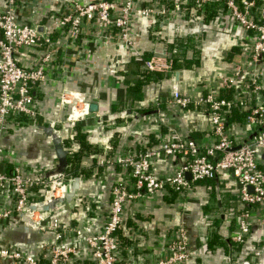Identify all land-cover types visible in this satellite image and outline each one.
<instances>
[{"label":"crops","instance_id":"1","mask_svg":"<svg viewBox=\"0 0 264 264\" xmlns=\"http://www.w3.org/2000/svg\"><path fill=\"white\" fill-rule=\"evenodd\" d=\"M20 1L19 18L29 25L46 29L55 28V16L61 15L69 2ZM76 1L87 4L92 0ZM145 1L150 5L157 0ZM4 3L5 0H0V8ZM259 4H264V0ZM157 5H160L158 1ZM190 16L179 15L174 21L164 18L158 24L157 31L165 43L152 34L154 19L134 16L131 38L140 57L122 45L93 38L94 34L104 31L99 23L87 27L83 50L70 49L67 58L61 52L57 55L60 64L66 62L70 68L74 65L79 68L83 75L80 77L82 91L97 110L75 127H66L67 133L61 129L60 123L66 120L69 108L61 106L58 95L65 86L73 89L75 85L69 76H65L66 72L56 68L49 76V82L36 91L43 116L17 125L4 137L6 161L3 168L7 173H13L14 168L19 167L21 174L26 176L55 171L56 146L43 128L54 123L53 126L67 137V147L74 149L69 157L70 170L74 176L81 177L80 190L71 203L45 219L47 222L59 221L62 226L60 238L55 232L26 225L15 211V199L9 192H0V250L17 251L23 257L33 256L40 264H47L55 244L74 246L77 253L70 264H94L84 235L102 231L114 198V187L123 178L115 161L141 138L153 145L178 133L197 143L210 141L212 125L206 109L202 106L182 109L172 103V98L178 93L197 102L209 93L222 95L224 90L220 82L231 76L241 61H249L254 37L222 8L212 16L206 10L197 13L194 8L190 10ZM180 30L192 34L195 44V51L188 53L189 66L186 63L162 74L160 81L142 85L139 78L144 71V60L168 54L166 43L173 42ZM21 56V62L27 64L36 53L27 52ZM259 79L263 85L260 101L264 102L263 69ZM231 123L230 131L235 140L252 138L251 128L245 125L247 115H241ZM78 131L86 137L84 141L89 149L96 153H87L77 137ZM76 155L82 158L75 159ZM259 161L264 170V152ZM184 162L181 155L161 157L154 161V174L161 178L175 173ZM40 187L35 188L34 197ZM247 210L241 201L237 181L225 173L211 186L194 184L183 196L167 190L156 202L151 199L128 202L122 213L128 227L119 236L122 248L119 264H160L168 257L169 245L181 229L186 232V251L190 255L185 264H264V226L255 208L250 210L254 222L252 231L242 241H234L240 231V216ZM6 211H12V214L5 216ZM72 229L82 230L84 234L77 235ZM0 264L28 263L23 258L12 261L0 257Z\"/></svg>","mask_w":264,"mask_h":264},{"label":"built area","instance_id":"2","mask_svg":"<svg viewBox=\"0 0 264 264\" xmlns=\"http://www.w3.org/2000/svg\"><path fill=\"white\" fill-rule=\"evenodd\" d=\"M67 1L65 11L55 16V28L48 29L29 25L19 18L20 0H5L0 8V192H9L15 199V211L25 224L55 232L58 238L62 235V226L57 219L47 222L22 213L26 201L35 196V188L46 183L25 178L19 167H15L13 173H7L3 168L6 161L4 137L24 123L18 120L19 116L29 121L43 116L36 91L49 82V76L56 68L66 72L65 76H69L75 85L73 89L65 86L58 95L61 106L69 108L66 120L60 123L61 128L75 127L91 114L87 95L81 88L80 77L83 75L79 68L75 65L70 68L66 62L60 64L57 55L61 52L67 58L70 49L83 50L87 27L99 23L104 31L99 35L94 34L93 38L100 37L103 41L122 45L134 56L140 57L131 38L134 31L132 18L137 15L154 19L151 29L155 33L164 18L174 21L179 15L185 17V10L190 7L184 5L188 4L193 6L191 9L222 5V10H226L237 24L251 32L254 43L249 61H241L231 76L222 79V95L209 93L195 102L174 94L172 103L179 108L202 106L206 109L212 125V138L208 142L197 143L174 133L168 140L153 146H149V140L141 138L137 145L126 150L115 161L122 170L123 178L114 187V198L102 231L84 235L85 240L91 249L94 264H119L122 249L119 234L126 232L128 227L122 214L125 204L144 199L156 202L167 190L183 196L197 182L219 179L222 173L230 174L237 181L241 201L248 208L240 216V231L234 241H242L252 231L254 222L250 210L253 208L264 226V170L259 163V156L264 152V102L260 101L263 85L259 79L261 69L264 70V4H259L261 0H157L159 6L157 1L149 5L145 0H92L87 4ZM177 36L181 39L191 38L192 34L180 30ZM27 52L36 53V56L23 64L21 55ZM143 68L166 75L174 70V59L163 53L162 56L144 60ZM229 91H232L231 98H226L225 93ZM235 108L249 110L245 124L251 128L253 135L249 140H235L232 136V123L228 118ZM177 155L185 160L178 171L161 178L154 174L155 160ZM187 175H190V179H187ZM63 179L64 176H61L58 180ZM56 182L52 181L54 184ZM5 214L11 215L12 211ZM72 231L81 236L84 234L82 230ZM186 246V232L181 229L169 245L168 257L160 264L188 262L190 255ZM76 253L74 246L55 244L50 250L47 264H70ZM0 257L12 261L23 258L28 264H40L33 256L23 257L20 252L8 249H1Z\"/></svg>","mask_w":264,"mask_h":264},{"label":"water","instance_id":"3","mask_svg":"<svg viewBox=\"0 0 264 264\" xmlns=\"http://www.w3.org/2000/svg\"><path fill=\"white\" fill-rule=\"evenodd\" d=\"M89 109L90 112H96L97 107L90 104ZM43 128L46 129L55 143L58 158L57 167L55 171L51 170L39 175L30 173V177L23 174L25 178L46 183L38 190L37 197L27 200L22 209L23 214L36 217L39 220L48 219L53 212L71 203L77 197L81 186V177L74 176L70 170L69 157L74 149L67 147V137L61 134L60 129L51 124ZM63 130L66 133L68 132L67 129ZM61 176H64V179L58 180ZM187 179H190V175H187ZM53 180H57L56 184L52 183Z\"/></svg>","mask_w":264,"mask_h":264},{"label":"trees","instance_id":"4","mask_svg":"<svg viewBox=\"0 0 264 264\" xmlns=\"http://www.w3.org/2000/svg\"><path fill=\"white\" fill-rule=\"evenodd\" d=\"M168 6L169 7H172V5L170 3H168ZM184 6H189L190 8L189 9H186V15L188 18H191L190 16V9L191 5H184ZM222 7V5H213V6H207L206 8H197V13H200L202 10H206L207 14L209 16H212L214 15L215 12H217L220 8ZM152 34H154V37H156V39L158 40H161V41H165L164 39H162V35L160 33H158V31L156 30V32L154 33L152 31ZM193 39L191 38H175L173 40V42H168L166 43V50L168 52V54L170 55V57H172L174 59V69H179L181 68L183 65L185 66V64L187 66H189V63L191 62L187 57H188V53L190 50H194L195 51V44L194 42L192 41ZM197 53V52H196ZM163 78V75L161 73H156V72H151V71H147L144 69V71L141 72L140 74V80L139 82L143 85V84H148L150 82H157V81H160L161 79ZM231 95H232V91H229V92H226L225 93V96L226 98H231ZM249 113V110L248 109H238V108H235L234 110H232L231 112V116L228 118L229 122L231 123L232 121H234L236 118L240 117L241 115H248ZM18 120L20 122H27V118L24 117V116H19L18 117ZM77 137L79 140H81L82 142V145L84 146V149L87 150V153H96V151H93V150H90L89 146L86 145V141L85 140V136L84 134H82L81 132L78 131V134H77ZM155 145V144H154ZM149 146H153V145H149ZM89 150V151H88ZM78 156L76 155L74 158L76 159ZM79 158H82V157H78L77 159ZM73 159V160H75ZM218 181V179H206V180H201L197 183H202V184H205V185H208V186H211V184L213 182ZM119 236L121 237L122 234L120 233Z\"/></svg>","mask_w":264,"mask_h":264}]
</instances>
